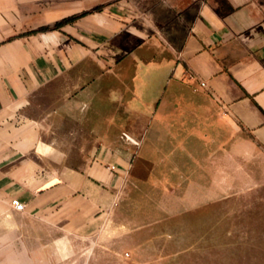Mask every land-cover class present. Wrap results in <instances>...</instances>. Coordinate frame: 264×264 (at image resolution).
<instances>
[{
    "label": "crops",
    "instance_id": "1",
    "mask_svg": "<svg viewBox=\"0 0 264 264\" xmlns=\"http://www.w3.org/2000/svg\"><path fill=\"white\" fill-rule=\"evenodd\" d=\"M66 76L61 113L29 115L37 89ZM92 89L143 104L122 131L137 143L73 116ZM166 97L210 128L223 193L224 164L264 154V0H0V264H68L117 234L132 145L150 166L179 118Z\"/></svg>",
    "mask_w": 264,
    "mask_h": 264
},
{
    "label": "rangeland",
    "instance_id": "2",
    "mask_svg": "<svg viewBox=\"0 0 264 264\" xmlns=\"http://www.w3.org/2000/svg\"><path fill=\"white\" fill-rule=\"evenodd\" d=\"M68 81L67 76L59 77L39 87L29 115L41 122L52 108H57L55 116L61 113ZM166 98V113L179 118L166 119L150 166H145L141 146L132 145L133 166L113 205L120 223L117 234L71 255L68 264H264V154L224 164L231 180L222 193L221 172L206 156L216 148L210 128L182 118L184 104ZM74 106L73 116L81 118L83 126L94 123L122 136L134 121L133 113L144 111L143 104L122 102L104 89H92ZM60 122L54 125L56 133ZM53 138L61 148V135ZM73 138L77 142V136Z\"/></svg>",
    "mask_w": 264,
    "mask_h": 264
},
{
    "label": "built area",
    "instance_id": "3",
    "mask_svg": "<svg viewBox=\"0 0 264 264\" xmlns=\"http://www.w3.org/2000/svg\"><path fill=\"white\" fill-rule=\"evenodd\" d=\"M123 135H124V137L127 140H129V141H131L133 143H137V141L134 140L133 138H131L129 135H127L125 133ZM109 167H110V169H113V170L115 169V165L114 164L109 165ZM11 204L13 205L14 208H16L18 210H22L24 208V203L21 202L19 199L14 198V197L11 198ZM114 204H116V201L114 202Z\"/></svg>",
    "mask_w": 264,
    "mask_h": 264
},
{
    "label": "trees",
    "instance_id": "4",
    "mask_svg": "<svg viewBox=\"0 0 264 264\" xmlns=\"http://www.w3.org/2000/svg\"><path fill=\"white\" fill-rule=\"evenodd\" d=\"M97 8H98V7H97ZM76 16H77V15H75V16H69V17L63 18L62 20L55 22L54 26H55V27H56V26H60L62 23L67 22V21H70V20H72L73 18H75Z\"/></svg>",
    "mask_w": 264,
    "mask_h": 264
}]
</instances>
